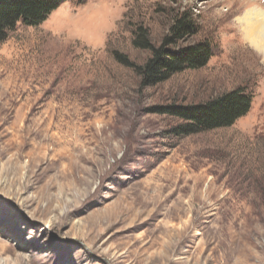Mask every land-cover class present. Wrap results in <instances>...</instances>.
Returning a JSON list of instances; mask_svg holds the SVG:
<instances>
[{
    "label": "rangeland",
    "instance_id": "obj_1",
    "mask_svg": "<svg viewBox=\"0 0 264 264\" xmlns=\"http://www.w3.org/2000/svg\"><path fill=\"white\" fill-rule=\"evenodd\" d=\"M240 3L75 0L0 43V264H264V63ZM183 12L196 32L169 48L213 56L148 83L138 29L161 47ZM237 88L254 99L231 127L187 135L169 111Z\"/></svg>",
    "mask_w": 264,
    "mask_h": 264
},
{
    "label": "trees",
    "instance_id": "obj_2",
    "mask_svg": "<svg viewBox=\"0 0 264 264\" xmlns=\"http://www.w3.org/2000/svg\"><path fill=\"white\" fill-rule=\"evenodd\" d=\"M75 0H0V43L5 42L19 24L38 27L64 3ZM85 3L88 0H76ZM196 24L191 12L179 13L172 27V38L157 47L152 44L148 32L139 27L135 46L152 52V58L139 67L148 83L157 84L172 76L205 67L213 56L207 43L173 50L189 35L195 34ZM253 95L237 88L225 96L193 106L171 107L169 111L187 122L182 129L187 135H195L233 126L251 110Z\"/></svg>",
    "mask_w": 264,
    "mask_h": 264
},
{
    "label": "bare ground",
    "instance_id": "obj_3",
    "mask_svg": "<svg viewBox=\"0 0 264 264\" xmlns=\"http://www.w3.org/2000/svg\"><path fill=\"white\" fill-rule=\"evenodd\" d=\"M241 1L242 3L236 10L228 11L232 17H235L233 23L237 37L246 42L249 49L256 54L258 59H263L264 63V9L254 4L256 0Z\"/></svg>",
    "mask_w": 264,
    "mask_h": 264
}]
</instances>
